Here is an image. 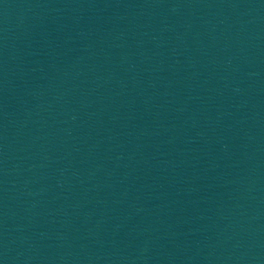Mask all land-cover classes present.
Returning <instances> with one entry per match:
<instances>
[{"label": "water", "instance_id": "1", "mask_svg": "<svg viewBox=\"0 0 264 264\" xmlns=\"http://www.w3.org/2000/svg\"><path fill=\"white\" fill-rule=\"evenodd\" d=\"M264 150V0H0V264H94Z\"/></svg>", "mask_w": 264, "mask_h": 264}]
</instances>
